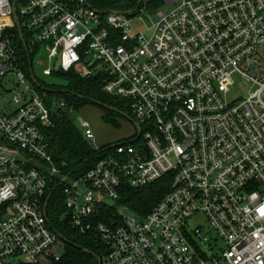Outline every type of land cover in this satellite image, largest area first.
<instances>
[{"label": "built area", "instance_id": "1", "mask_svg": "<svg viewBox=\"0 0 264 264\" xmlns=\"http://www.w3.org/2000/svg\"><path fill=\"white\" fill-rule=\"evenodd\" d=\"M14 1L0 0V79L12 86L0 110V264L59 261L46 207L56 189L65 223L100 242L97 264H264V0H163L151 13L149 0L103 13L87 0ZM146 19L150 38L132 29ZM16 34L47 56L43 76L59 59L58 72L98 79L127 104L134 135L78 177L60 173L43 133L66 105L26 77ZM241 83L246 95L229 100ZM77 127L94 140L88 122ZM166 176L144 218L117 205L122 187ZM198 216L205 226L189 228Z\"/></svg>", "mask_w": 264, "mask_h": 264}, {"label": "trees", "instance_id": "2", "mask_svg": "<svg viewBox=\"0 0 264 264\" xmlns=\"http://www.w3.org/2000/svg\"><path fill=\"white\" fill-rule=\"evenodd\" d=\"M88 1V0H87ZM88 3L100 11L128 12L136 9L137 0H89ZM163 0H149L147 11L153 12L162 6ZM16 33V31H14ZM24 35V33H23ZM26 36L24 35V38ZM18 46V58L20 65L28 79L32 76V54L26 47L24 49L21 39L16 34ZM51 76L60 81L59 84H45L38 80L39 91L48 93L55 102H64V110H57L51 117L49 127L43 129V133L49 144V154L54 165L65 176L78 177L89 170L92 165L109 152L106 147L92 149L90 143L85 141L80 130L70 118L71 107L74 111L88 105H97L106 111L120 115H129L127 104L119 99L105 96L101 92V82L98 79L86 80L80 78L75 72H52ZM112 112H111V111ZM112 115V114H111ZM111 117V116H110ZM103 153V154H101ZM170 177L153 183L152 185L138 189L121 188L120 200L117 205L125 206L131 213L144 218L161 201L170 189ZM115 204L106 205L102 211L101 221L108 222L113 219ZM65 209L61 189H56L51 195L47 217L49 222L65 240L59 261L54 264H97L94 255L99 257L101 244L91 234L82 235L76 229L69 227L68 222L63 223Z\"/></svg>", "mask_w": 264, "mask_h": 264}, {"label": "rangeland", "instance_id": "3", "mask_svg": "<svg viewBox=\"0 0 264 264\" xmlns=\"http://www.w3.org/2000/svg\"><path fill=\"white\" fill-rule=\"evenodd\" d=\"M153 22V19H146L144 23L136 22L132 25V29L136 32H140L142 36L150 38L152 36L151 27ZM34 52L35 51L32 53L31 60L34 76L48 85L59 84L60 81L53 76L45 77L42 74L44 69L49 67L45 53L42 52L38 55H34ZM260 55L264 59V50H260ZM241 85L242 83L235 85L234 90L229 95V100H236L239 97L246 95L247 89L242 88ZM11 88V78L9 76L5 79H0V110H3V108L11 101ZM105 110L106 109L98 107L97 105H88L79 108L77 111H74L71 107L70 118H72L76 126H79L82 121L88 122L91 126L94 134V140L90 143L92 149L113 146L121 141L130 139L135 133L133 124L128 119L124 118L123 115H118L116 113H111V115L108 111L105 112ZM202 223L204 224V220L198 216L195 220H190L188 222V227L193 229ZM210 235L212 237L213 233Z\"/></svg>", "mask_w": 264, "mask_h": 264}, {"label": "water", "instance_id": "4", "mask_svg": "<svg viewBox=\"0 0 264 264\" xmlns=\"http://www.w3.org/2000/svg\"><path fill=\"white\" fill-rule=\"evenodd\" d=\"M16 1H17V0L14 1L13 6H15ZM140 4H141V0H137V6H136V9L139 8ZM101 13H103V12H101ZM17 19H18L17 16H15V14H14V21H15V24L18 26ZM21 41H22L23 46H24V49H25V51H26V45H25V42H24V39H23L22 36H21ZM59 66H60V62H59V59H57L56 62H55V65H54V72H58V70H59ZM31 79L34 80V77L32 76V74H31ZM43 91H44V90H43ZM96 105H99V104H96ZM122 115H123V114H122ZM123 117L126 118V119H128L127 116H125V115H123ZM128 120L130 121V119H128ZM130 122H131V121H130ZM49 200H50V197H49V199H48L47 202H46V207H48ZM63 223H65V220H63ZM55 232L59 235V233H58L57 231H55ZM60 237H61V239L65 242V240L63 239V237H62L61 235H60ZM94 258H95V260L98 262L99 259L97 258V256L94 255Z\"/></svg>", "mask_w": 264, "mask_h": 264}]
</instances>
